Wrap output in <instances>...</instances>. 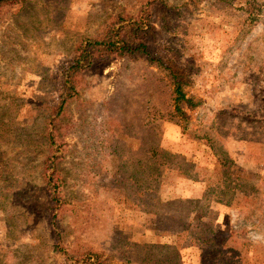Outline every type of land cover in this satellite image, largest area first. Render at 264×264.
<instances>
[{
	"label": "rangeland",
	"instance_id": "1",
	"mask_svg": "<svg viewBox=\"0 0 264 264\" xmlns=\"http://www.w3.org/2000/svg\"><path fill=\"white\" fill-rule=\"evenodd\" d=\"M152 1L0 7V264H264V0ZM140 8L150 60H95L59 108L76 44Z\"/></svg>",
	"mask_w": 264,
	"mask_h": 264
},
{
	"label": "trees",
	"instance_id": "2",
	"mask_svg": "<svg viewBox=\"0 0 264 264\" xmlns=\"http://www.w3.org/2000/svg\"><path fill=\"white\" fill-rule=\"evenodd\" d=\"M24 0H0V7L23 2ZM154 0L150 3L153 4ZM149 2L143 3V9L150 6ZM141 8L137 16H116L104 26L101 34L94 39H81L74 47V60L64 73L63 89L66 92L62 96L61 105L76 93V86L80 74L88 68L95 60L105 61L112 56L140 58L150 60L149 52L146 46L147 41L153 35L152 26L148 20L147 14ZM147 17V18H146ZM173 106L179 111L181 103H190L180 87L179 82H174L173 89ZM50 146L55 145L52 132L49 134ZM55 147V146H54ZM59 156L53 154L44 167V181L49 191L52 203H59V186L56 161ZM182 167L188 173L190 171L189 164L182 159ZM159 166V165H158ZM147 167V166H146ZM157 168V167H156ZM149 169H151L149 167ZM158 172V168H157ZM135 173L132 172V182L135 185L141 183V180L135 179ZM138 182V183H137ZM139 192V191H138ZM137 192V193H138ZM98 254L87 253L81 258L76 259L73 264H102Z\"/></svg>",
	"mask_w": 264,
	"mask_h": 264
}]
</instances>
